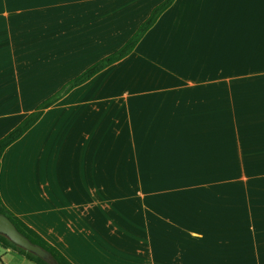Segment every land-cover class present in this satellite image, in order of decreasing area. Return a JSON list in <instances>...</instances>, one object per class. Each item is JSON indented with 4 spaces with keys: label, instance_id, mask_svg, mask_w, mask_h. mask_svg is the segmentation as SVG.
<instances>
[{
    "label": "crops",
    "instance_id": "crops-1",
    "mask_svg": "<svg viewBox=\"0 0 264 264\" xmlns=\"http://www.w3.org/2000/svg\"><path fill=\"white\" fill-rule=\"evenodd\" d=\"M161 1L0 0V138ZM0 197L72 264H264V0H175L4 151Z\"/></svg>",
    "mask_w": 264,
    "mask_h": 264
},
{
    "label": "trees",
    "instance_id": "trees-1",
    "mask_svg": "<svg viewBox=\"0 0 264 264\" xmlns=\"http://www.w3.org/2000/svg\"><path fill=\"white\" fill-rule=\"evenodd\" d=\"M175 0H162L158 4L154 5L149 15L137 26L135 31L124 41V43L116 50L98 59L88 67H86L81 73L65 82L56 92L41 101L36 108L26 115L13 129L0 138V161L4 151L16 140L21 138L43 115L44 110L58 102L73 88L87 82L97 73L107 68L108 66L120 61L128 56L143 38L146 32L154 26L159 17L174 3ZM0 213L6 215L16 226V228L25 235L31 242L42 246L49 251L54 257L56 264H72L66 259L62 253H60L55 247L49 244L33 229L28 227L23 221L15 216L2 202L0 197ZM0 248L5 250H11L23 257L27 261L33 264H48L38 256L29 253L4 236L0 235Z\"/></svg>",
    "mask_w": 264,
    "mask_h": 264
},
{
    "label": "water",
    "instance_id": "water-1",
    "mask_svg": "<svg viewBox=\"0 0 264 264\" xmlns=\"http://www.w3.org/2000/svg\"><path fill=\"white\" fill-rule=\"evenodd\" d=\"M0 235L7 238L17 247L32 253L48 264H56L52 254L42 246L31 242L23 235L13 224V222L4 214L0 213Z\"/></svg>",
    "mask_w": 264,
    "mask_h": 264
},
{
    "label": "rangeland",
    "instance_id": "rangeland-1",
    "mask_svg": "<svg viewBox=\"0 0 264 264\" xmlns=\"http://www.w3.org/2000/svg\"><path fill=\"white\" fill-rule=\"evenodd\" d=\"M0 253L1 256L3 255V261L7 264H33L11 250H3L2 248H0Z\"/></svg>",
    "mask_w": 264,
    "mask_h": 264
},
{
    "label": "built area",
    "instance_id": "built-area-1",
    "mask_svg": "<svg viewBox=\"0 0 264 264\" xmlns=\"http://www.w3.org/2000/svg\"><path fill=\"white\" fill-rule=\"evenodd\" d=\"M0 264H4V263H1V262H0Z\"/></svg>",
    "mask_w": 264,
    "mask_h": 264
}]
</instances>
